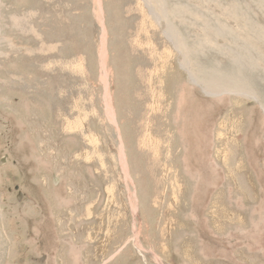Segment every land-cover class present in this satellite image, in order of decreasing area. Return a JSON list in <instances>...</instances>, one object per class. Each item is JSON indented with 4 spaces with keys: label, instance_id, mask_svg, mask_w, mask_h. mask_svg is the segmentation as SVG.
<instances>
[{
    "label": "rangeland",
    "instance_id": "374dc122",
    "mask_svg": "<svg viewBox=\"0 0 264 264\" xmlns=\"http://www.w3.org/2000/svg\"><path fill=\"white\" fill-rule=\"evenodd\" d=\"M100 7L0 0V264H264V0Z\"/></svg>",
    "mask_w": 264,
    "mask_h": 264
},
{
    "label": "bare ground",
    "instance_id": "6f19581e",
    "mask_svg": "<svg viewBox=\"0 0 264 264\" xmlns=\"http://www.w3.org/2000/svg\"><path fill=\"white\" fill-rule=\"evenodd\" d=\"M60 2V1H59ZM57 2V3H59ZM95 4L99 7V10L101 11V7H100V4H101V0H94ZM146 2V1H145ZM157 3V2H156ZM139 4V3H138ZM153 11V10H152ZM143 17V16H142ZM147 17V16H146ZM144 18V17H143ZM24 20V19H23ZM149 20V19H148ZM149 21L147 22V19L144 18L142 20V23L140 25V31H139V34H138V37L142 36V37H145L146 39H151L152 38V34H148V32H146V30H148L149 28L152 30L153 29V32L154 31V28L153 26L151 25V22L150 24L148 25ZM148 28V29H146ZM146 29V30H145ZM29 30V29H28ZM149 31V30H148ZM149 36V38H148ZM154 38V37H153ZM145 41V40H144ZM103 45V44H102ZM134 45H135V48L137 47L138 50L139 48L140 49H144L145 51L148 50V52H151V55H153V57L155 58V56L158 58V62H162V64L166 63L167 61H164V59L166 60V57L168 56L167 52L165 50L162 51V53H158L157 50L154 48H151V47H148V43H143L140 38H137L135 39V42H134ZM43 47V46H42ZM148 47V48H147ZM48 48V47H46ZM42 49V48H40ZM48 50V49H47ZM46 51V50H45ZM49 51V50H48ZM44 53V52H43ZM46 53V52H45ZM142 55H144L142 53ZM144 57V56H143ZM161 57H163L164 59H161ZM152 59V58H151ZM52 62H50L51 64ZM50 64H48L47 66H49ZM52 65V64H51ZM54 65V64H53ZM56 66H59L60 67V64L57 63ZM58 67V68H59ZM56 68V69H58ZM102 71H103V76L101 77V80L104 82V85H105V90H106V95H105V111H106V116L108 117V119L111 121V119H113V121H111L112 123H116V120L114 119L115 118V112L113 111V108L111 106V102H110V95H109V92H108V83H107V69H106V50H105V46H104V49L102 47ZM73 70H76L78 71L79 70V67H73ZM152 72V71H151ZM150 71L148 72L149 73V77H148V80H147V83L149 85L148 89L145 90V93L142 94L141 96H145L144 99H143V103L145 104L147 101H148V106H147V109L144 108V113H143V116H142V119L140 120L142 122V126L143 124L145 125H148L147 120L149 118H156L158 115V111H160L161 109H163L164 107V104L165 103V99L162 98V95L161 93L159 92V87L158 86H155L154 85V78L152 76V73ZM73 74V72H72ZM159 74V73H157ZM140 75V74H138ZM154 75H155V72H154ZM159 79V78H158ZM208 93V92H207ZM80 100V99H79ZM76 101L74 102L73 106H72V109H71V117L74 118L72 120H66V122L64 123L65 126H64V129L67 131H78L80 133L83 132V118L82 117H85V116H82V115H85L84 113V110L83 108L81 107V101ZM142 101V100H141ZM76 111H78V117H75L73 116ZM148 112V113H147ZM164 113V112H163ZM87 115V114H86ZM148 133L147 130H142V139L144 140L143 141V144H144V149H148L150 154L153 153V156L155 157L156 156V152H157V149H159V144L155 141L152 140V138L150 137V135ZM162 135V134H161ZM159 135V136H156L158 137V139H160L162 136ZM89 140V144L93 147H95L94 145V141L91 140L88 138ZM147 143L149 144V147H147ZM94 152V153H93ZM92 152V156H88L90 159H94V157H96V153L95 151ZM87 158V157H85ZM120 165L122 167V171L124 173V176H125V179L128 180L129 177H128V173H127V170H126V164H125V158H124V155H123V151H121L120 153ZM113 186V185H112ZM109 196H111V193H109ZM131 202V200H130ZM112 204V203H111ZM110 204V205H111ZM131 205V209H132V212L133 213H136V209L133 207V205L130 203ZM111 209V208H109ZM106 210V209H105ZM108 212V211H107ZM109 214V213H108ZM112 215V214H111ZM109 215H107L108 217ZM104 221V220H103ZM108 223V222H107ZM103 229V228H102ZM95 230V229H94ZM96 231V230H95ZM91 235V234H90ZM107 243V242H106Z\"/></svg>",
    "mask_w": 264,
    "mask_h": 264
}]
</instances>
